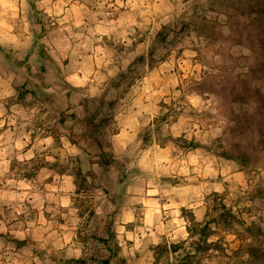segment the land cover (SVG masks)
Wrapping results in <instances>:
<instances>
[{
	"label": "clouds",
	"instance_id": "9594fccd",
	"mask_svg": "<svg viewBox=\"0 0 264 264\" xmlns=\"http://www.w3.org/2000/svg\"><path fill=\"white\" fill-rule=\"evenodd\" d=\"M254 3L0 0V264H264Z\"/></svg>",
	"mask_w": 264,
	"mask_h": 264
},
{
	"label": "rangeland",
	"instance_id": "374dc122",
	"mask_svg": "<svg viewBox=\"0 0 264 264\" xmlns=\"http://www.w3.org/2000/svg\"><path fill=\"white\" fill-rule=\"evenodd\" d=\"M251 11L256 13V27L259 29L261 34H264V0H255V3L251 6ZM160 38H164L163 33H161ZM224 47L227 48L228 45H224ZM231 51L233 56H240L243 52L242 49L238 48H233Z\"/></svg>",
	"mask_w": 264,
	"mask_h": 264
},
{
	"label": "trees",
	"instance_id": "16d2710c",
	"mask_svg": "<svg viewBox=\"0 0 264 264\" xmlns=\"http://www.w3.org/2000/svg\"><path fill=\"white\" fill-rule=\"evenodd\" d=\"M107 264V262H105ZM70 264H82V262H70Z\"/></svg>",
	"mask_w": 264,
	"mask_h": 264
}]
</instances>
